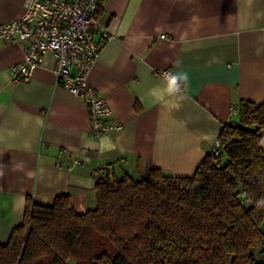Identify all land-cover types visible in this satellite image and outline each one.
Masks as SVG:
<instances>
[{
    "label": "crops",
    "instance_id": "0c3cea01",
    "mask_svg": "<svg viewBox=\"0 0 264 264\" xmlns=\"http://www.w3.org/2000/svg\"><path fill=\"white\" fill-rule=\"evenodd\" d=\"M23 4L0 0V24ZM98 19L113 38L88 81L111 108L107 122L122 125L100 138L90 135L84 102L56 81L53 53L12 84L9 68L26 44L0 39L1 243L22 223L28 195L51 204L69 194L77 213L94 208L95 169L193 175L222 126L239 121V102L264 101V0H99ZM158 69L187 77L184 99L164 91Z\"/></svg>",
    "mask_w": 264,
    "mask_h": 264
},
{
    "label": "trees",
    "instance_id": "16d2710c",
    "mask_svg": "<svg viewBox=\"0 0 264 264\" xmlns=\"http://www.w3.org/2000/svg\"><path fill=\"white\" fill-rule=\"evenodd\" d=\"M238 115L191 176H97L84 213L69 194L26 196L0 264H264V101L241 100Z\"/></svg>",
    "mask_w": 264,
    "mask_h": 264
},
{
    "label": "built area",
    "instance_id": "2783aa9c",
    "mask_svg": "<svg viewBox=\"0 0 264 264\" xmlns=\"http://www.w3.org/2000/svg\"><path fill=\"white\" fill-rule=\"evenodd\" d=\"M99 0H24L20 16L0 24V39L25 43L22 60L9 68L12 84L29 81L45 57H56L54 75L60 86L80 98L87 109L90 135L100 138L122 125L110 124L106 118L111 108L106 98L89 81L88 76L105 45L113 38L98 19ZM164 37V35H161ZM154 74L166 77L170 69ZM222 144L213 142L210 155L217 156ZM75 159L67 169L80 165ZM56 165L61 166L58 157ZM102 169L92 173L96 178Z\"/></svg>",
    "mask_w": 264,
    "mask_h": 264
},
{
    "label": "clouds",
    "instance_id": "9594fccd",
    "mask_svg": "<svg viewBox=\"0 0 264 264\" xmlns=\"http://www.w3.org/2000/svg\"><path fill=\"white\" fill-rule=\"evenodd\" d=\"M166 79V88L165 92L169 95H178L180 99H184V96L181 94L182 93V81L185 82L186 85V80L187 77L181 74H168L165 77ZM161 100H163V96L160 97ZM167 103V101H165Z\"/></svg>",
    "mask_w": 264,
    "mask_h": 264
},
{
    "label": "rangeland",
    "instance_id": "374dc122",
    "mask_svg": "<svg viewBox=\"0 0 264 264\" xmlns=\"http://www.w3.org/2000/svg\"><path fill=\"white\" fill-rule=\"evenodd\" d=\"M260 228L264 234V221L261 223ZM263 247L258 246L257 248L254 249V254L256 256V259L258 261H263L264 262V250L262 251ZM69 263H72L71 261Z\"/></svg>",
    "mask_w": 264,
    "mask_h": 264
}]
</instances>
